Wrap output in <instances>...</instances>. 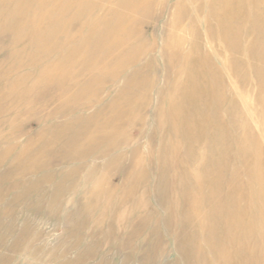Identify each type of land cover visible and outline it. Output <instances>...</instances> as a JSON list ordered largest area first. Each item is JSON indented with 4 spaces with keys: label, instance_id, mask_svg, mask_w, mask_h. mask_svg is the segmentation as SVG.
I'll return each mask as SVG.
<instances>
[{
    "label": "bare ground",
    "instance_id": "6f19581e",
    "mask_svg": "<svg viewBox=\"0 0 264 264\" xmlns=\"http://www.w3.org/2000/svg\"><path fill=\"white\" fill-rule=\"evenodd\" d=\"M168 1L169 0H163V1L162 0H0L1 10H3V9L9 10L8 12L11 11L13 13V15L15 14V16L12 15V17H9L11 15V14H9V16H8L9 18L8 17L6 18L7 14H0V31L4 30L5 28L7 29L8 26H10V28H11L10 32L17 37V38H15V39H17V41L14 44H12V47L10 48V58L12 59V61L13 60L15 61V63H13V65L15 64V66H17L16 60L20 59V62L25 61L24 53H26L28 50L27 49L25 52V48L28 46V43L25 39L28 37L24 38V33L26 32V33L33 34V36L35 38H37L36 42H39V43L42 42V44L45 46V48L55 47L56 43L58 41H60V39H66V44H64V47H63V49H65V51L63 50L64 54L62 53L63 54L62 55L60 53V55H59V53H58L59 50H56L55 53L54 52L52 53L54 56H51V59L53 57H57L58 59L63 58L62 61L60 62L61 65H64V66L70 65L69 67H72V68L74 67L76 70H74V72L72 74L71 73L69 74V72L67 74L71 75V78L74 80L75 83H87L90 80H92L93 79L92 76H94L93 74H91L92 76L91 75L88 76V75H86V72L81 73L80 69L83 68V70L85 71L86 69H88L92 66H95L97 64H102V65L105 64L106 66H108V65L109 66H112V65L113 66H117V65L120 66V64H121L122 67H124V69L129 70L128 72H125V70H123V71H121L122 73H115L114 75H111L110 73H109V75H106V74L103 75L101 77L102 84H100V86L97 87V90L93 93V95L89 94V96L91 95L89 98L90 101L86 102V99H84L85 102L82 101V103L79 102V104L75 105V107L77 109L79 108L81 111V109L87 110L88 108H90L94 104H96L98 106H97V108L95 107L96 109L93 108L94 112L93 113L89 112V113H91V115L86 116L83 119H82V116L81 117L79 116L81 119H76L75 121L72 120L71 123H63L64 125L61 124V125H63V127H61V128H70L71 126H76V127L81 128V129H84L85 131L86 130L102 131L103 134H100V136L98 137V139H96V141L99 140V141L103 142L104 139L106 140L110 137V133L112 131H119L120 129H122L126 125V122L130 123V124H131V122L136 123L134 120L131 119V117L133 116V111L136 112V110H135L136 105L140 101L147 100L152 91L159 89L157 84L153 80L152 83L149 85V91L150 92H146L145 94H142L139 92L141 90L142 86L145 83H147L151 78L149 76V74L145 76L144 70L148 71V69L146 67H152L151 74L158 75V73H157L158 71L156 69L157 67H155L154 61L150 55V53L154 52L157 47H156L155 42H154V38H155L154 36H151L152 37V38H150L151 41H146L147 39L145 40V39H142L141 36H137V30L133 29L132 25L135 24V16L137 14H140L144 17H147L149 15V13H153V11L155 10V7H158V11L160 12V14L164 13V11L167 8L166 3ZM170 1H172L173 6L175 8H177L185 0H170ZM197 1L201 2L200 5H198V13L200 15H202V17H203L202 21L200 22V26L205 24L206 22L208 24V28L205 30H201V32L204 33V35L206 36L207 39H209V36H208V34H209L214 39H216V37L219 36L223 40V42L227 36L228 43L225 45L227 47V51L228 52L230 51V53L227 56H225V59L221 60L218 53H212V54L208 55L207 49L199 50L200 47H196V48H191V49L187 50L183 47V44L185 42L183 44H180V43H176L175 41H171V42H168L167 44H163L161 46V55H165V57H166V60H164L165 61L164 64H167L170 67V76H169L170 78H169V80L171 83H173V86H171V87H169L168 85L166 86L167 87L166 91L171 93L170 99L167 100V104H169V108L166 107L167 108L166 113L168 115H171L173 117L172 119H174L175 121H177L178 119H180L181 121L179 122L180 126L177 125L178 127H176L175 125L174 126L170 125V126H172V129H171V135L173 137L172 140H166V141L163 140L162 141L160 139L162 135H160L158 137V141H159L158 142L159 143L158 149H156V151H154L152 153V157L155 158L157 160V163H158L157 183H156L157 184L156 185L157 190H158V192L161 191V193H163V188H164V184L166 181V179H165L166 173H167V169H168L167 163L165 162L166 159L169 157L168 151H171V152L175 151V150L179 151L181 156L183 155L180 159H182L181 163L184 165V168L182 167L183 169L181 170V175H182V179L186 183L185 189L187 191H189V194H187L188 197L189 196L191 197V195L193 197V198L191 197V205L186 209L187 210L186 213L183 215V217L181 216L182 219L184 218V216H186V218H184L185 221L183 219V222H182L184 235H181V237H179L177 239V243H176L177 245H178V243H179V245H181V247L178 248V252L180 254V258H181L180 261L182 262V264H223L224 262H226L228 260L230 255L232 256V262H236L237 264H244L247 260L250 261V264H264V0H192V1H189V4L187 5V7H185L184 11L180 10V11L176 12L175 18H178L179 20H176L175 18L172 17L169 21V25L173 29H176L177 27H179V25H180L179 21H181L182 19H186L185 15H187V11H186L187 8L188 7L190 9L194 8ZM105 3L109 4V5L107 4L108 7H106L104 5ZM158 4H160V5H158ZM26 10H28V12L31 11L32 16H31V14H29V16L33 17L32 20H34V17H37L36 20H34L33 22L31 21L32 23L29 22L30 19L28 21V12ZM150 10H152V12H150ZM167 10H168V8H167ZM24 11H26V13ZM23 13H25V14H23ZM240 15H242V16H240ZM244 17L250 20V26H247V19H245ZM50 21L51 22L58 21V27L59 28L56 30L55 27H57V26L55 25V23H53V26L55 28L54 31H46L45 29L43 30V25H46L45 23H48V22L50 24ZM59 21H61L60 24H59ZM190 22H192L194 25L196 24V22H194L192 20V17L190 18ZM136 24H137V21H136ZM244 24L246 25V27H248L251 30V32L253 34V40L249 43V45L247 47H241L242 42L244 41V38H245V31L243 30ZM50 27H48V28L51 29ZM48 28H47V30H49ZM74 29L78 31V34H77V31L75 32V34L78 35L77 37L76 36L75 37L70 36V34L72 32H74ZM2 32H4V31H2ZM0 34H1V32H0ZM8 34H9V32L6 35H8ZM75 34H72V35H75ZM15 36H13V39ZM45 36L47 37V39L45 38ZM230 36L232 39L230 38ZM31 38H32V36H31ZM73 43H75L76 46L74 48L72 47L73 49H69L68 45L70 46ZM33 46H34V43H33ZM8 49H9V47H8ZM33 50H34V48H33ZM52 50H54V49H52ZM28 52H31V50L30 51L28 50ZM201 53H203V54L201 55ZM87 54L89 56H87ZM238 54H240L242 60L236 57V55H238ZM33 55L35 56V54H33ZM167 55H168V57H167ZM45 56H47V55L45 54ZM246 57L248 58V61L245 60ZM7 58H9V56H7ZM140 58H149L150 61L148 62L147 66L140 65ZM32 59L33 58H31V61H32ZM40 59H42V58H40ZM10 60H8L9 63L11 62ZM26 60H27V58H26ZM250 61H252L253 63ZM37 62H38V60H37ZM43 63H45V62H43ZM4 64H5V61H4ZM157 64H159V62ZM42 66L41 67L38 66L39 69L42 68ZM64 66H62V67H64ZM12 67H14V66H12ZM230 67H232L231 71H229ZM8 68L6 67V69H8ZM57 68H59V66ZM77 68H80L79 69L80 71ZM9 69H13V68H9ZM21 69H23V64H22ZM32 69H33V67H32ZM66 69L68 70L71 68L67 67ZM66 69H64L63 71H67ZM33 70L35 71V69H33ZM33 70H32V72H33ZM51 70H52V68H51ZM56 71H57V69H56ZM59 71H61V70H59ZM36 72H37V69H36ZM36 72H35V74H37ZM55 72H53V73H55ZM6 73L7 72H5V75H6ZM38 73H39V71H38ZM21 74H23V73H21ZM103 74H104V72H103ZM17 75H19V74L17 73ZM65 75H66V73H65ZM13 76H15V73ZM63 76H62V78H63ZM95 76H97V75H95ZM100 76L101 75H99V77ZM5 77H7V76H5ZM19 77H20V75H19ZM23 78H25V76ZM58 78L60 79V77H58ZM64 78L66 79L67 77H64ZM2 79L3 78L1 77V81H3ZM13 79H14V77H13ZM20 79H22V78H20ZM56 79H57V77H56ZM15 80L18 81V79H15ZM60 80H62V79H60ZM120 80H123V84L121 86H120V82H119ZM6 81H8V80H6ZM48 81H49V79H48ZM41 82H43V81H41ZM51 82H52V80H51ZM54 82H55V80H54ZM178 82L182 84L181 88L177 87L176 84ZM14 83L16 84V81H14L13 84ZM118 83H119V85H117ZM37 84H40V83H37ZM65 84H67V83H65ZM62 85H64V84L62 83ZM62 85H60V86H62ZM74 85H76V84H74ZM97 85H99V84H97ZM20 86H21V83H19V87ZM26 86H27V84H26ZM3 87L5 89V86H3ZM23 87H20L19 91H21L22 90L21 88H23ZM31 87L33 88V86H31ZM12 88H13V86H12ZM81 88H83V87H81ZM92 88H93V86H92ZM16 91H14V92H16ZM26 91L27 90H25V94H26ZM41 91L42 90H40V92ZM124 91H125V94H124L125 97H122V94L124 93ZM11 92H13V91H11ZM14 92H13V94H14ZM37 92H39V90ZM85 92H83V93H85ZM88 92H90V89ZM135 92H136V94H135ZM251 92L256 93V95L252 96L250 94ZM17 93H15V94H17ZM243 93L246 96H248V98L245 101L240 99L243 97ZM13 94H11L10 96H13ZM37 94L38 93H36V95L35 94H33V95L37 96ZM63 94H64V97H65V95L67 97L74 95L72 90L71 91L66 90L63 92ZM82 94H81V96H82ZM85 94L87 95V93H85ZM103 94H106V97L110 96V94H113V95L107 101H105V99H106L105 96L103 99L98 101V97L100 95L102 96ZM128 95L132 96V102H130L131 98H128L129 97ZM53 96H55V95H53ZM8 98L10 99V97H8ZM76 98H75V100L78 99V98L77 99ZM11 99H12V97H11ZM16 99H17V97L14 100L16 101ZM49 99H47V100H49ZM3 100L4 99L2 98V101ZM81 100L82 99H80L79 101H81ZM6 101H10V100H5V102ZM67 101L68 100H65V102L63 104L64 105L63 108L69 107L68 106L69 104ZM91 101H92V103H91ZM23 102H24V100H23ZM74 102H76V101L73 100L72 103H74ZM77 102H78V100H77ZM178 102H180L179 107H177ZM1 103H0V105H1ZM172 103H174V105H171ZM44 104H45V102H44ZM70 104H71V102H70ZM12 105H13V102H12ZM8 106L9 105L7 104V107ZM13 106L15 107V105H13ZM13 106L10 105V107H12V108H13ZM22 106H24V105H22ZM40 106H42V105L40 104ZM253 106H257L258 111H256ZM26 107H28V106H26ZM31 107H32V105H31ZM57 107L58 106L54 107L55 110L57 109ZM147 107H148V105H147ZM69 108L71 109V107H69ZM16 109H18V107L15 108V110ZM55 110H53V111H55ZM55 112H57V110ZM122 113L124 114V115H122L124 118L121 117ZM107 114H109L108 117H106ZM7 115L5 113V115H3V116L4 117L6 116V118H7ZM40 117H42V116L40 115ZM56 117H57V114H56ZM56 117L54 116V118H56ZM114 117H119L120 119L114 118ZM175 117L177 118V120ZM8 118H9V124H11V122H13V121L12 120L10 121V119H11L10 116ZM47 118H48V116H47ZM121 118H123V120H121ZM5 121H6V123L8 122L7 119ZM65 122H67V121H65ZM128 126H129V124H128ZM15 128H17V126ZM44 128H45V126H44ZM58 129H60V126ZM74 129H77V128H74ZM50 130H52V129L50 128ZM160 131L164 132L163 130H160ZM72 132H74V130ZM80 132L78 135L81 134ZM91 132L92 131H90V133ZM106 132H108V133L110 132V133L108 134ZM52 133H54V132H52ZM56 133H58V132H56ZM65 133H67V132H65ZM95 133L97 134V132H95ZM157 133L160 134L159 131ZM96 134H95V136H97ZM66 135L68 136V134H66ZM70 135H72V134H70ZM229 136H230V138H229ZM1 137H2V135H1ZM49 137H52V136L50 135ZM60 137H62V135H60ZM81 137H80V140L84 139V137H82V139H81ZM90 137H91V135H90ZM91 138L93 139V137H91ZM91 138H90V141H92ZM12 139H13V137L11 136L10 133L8 135H6L5 137L1 138V140L4 143L11 142ZM49 139H51V138H49ZM53 139H55V137H53ZM85 139L88 140L89 138H87V136H86ZM57 140H59V139H57ZM78 140L79 139L73 140L74 141L73 143H75V141H78ZM62 141H63V139H62ZM15 142H17V140ZM40 142H41V137H38L36 139V143H34V147H32L33 145L32 146L29 145L25 149H21L19 151V153L17 154V156L13 157V158L16 157V162L14 161L15 164L13 162V164L15 165L13 168H16L20 164L22 166L21 169L23 172H25V173L30 172L31 174L34 172L38 173V171L43 166V164H41V163H44V162H42V161H46L45 158L47 159V156H49L53 152L51 149L47 148L48 146L46 148H44L41 145V147H40V145L38 144ZM68 142H71V141H67L66 143L68 144ZM89 142H88V144H89ZM173 142H175V143L177 142V146L174 145ZM41 143H43V142H41ZM66 143H65V146H66ZM115 143H116V148H118L121 145V143L123 144L124 142H122L121 139L117 138ZM62 144H64V143H62ZM70 144H72V143H70ZM78 144L80 145V146L79 145L78 146L81 147L80 142ZM92 144H93V142H92ZM16 145H15V147H16ZM96 145H99V143ZM105 145H106V143H105ZM5 146L6 145H4L3 147H5ZM10 146L8 145L4 149H2V151L0 153L1 159L2 158L5 159L7 157L12 156V149L14 146L12 145L11 146L12 148ZM50 146H51V144H50ZM78 146L74 145V147H78ZM87 146L88 145H86V148H84L85 146L83 147V149L81 148L82 154L80 152H77V153L73 152V154L69 153L68 155L65 154L66 160L78 161L80 158H82L81 157L82 155L84 156V158H82V159H85V157L88 156L87 153L92 150V149L88 150ZM69 147L70 146H68V148ZM79 147H78V149H79ZM92 147H94L93 149H95V146H90L89 148H92ZM102 147H105V146H102ZM134 147H136V146H134ZM56 148H59V147H56ZM66 148L67 147H65V149ZM97 148H99V147H97ZM123 149H124V145H123ZM72 150H75V149L73 148ZM96 150L98 151V149H95V151ZM140 150H141V147L137 146L135 148V151L133 152L132 157L134 160L137 161V162L135 161V165H138V164L146 165L147 162H145V158L147 155L146 156L140 155ZM92 151H94V150H92ZM56 152H57V150H56ZM103 152L101 151L102 155H106V154H109L110 152H112V149H107V150H104ZM99 153H98V155H99ZM129 153H130V150H129ZM113 154L114 153H112V155ZM149 156L151 157L150 154H148V157ZM177 156H179V155H177ZM117 157H119V156H117ZM123 157H124V155H123ZM60 158H61V156H60ZM92 158H94V157H92ZM129 158H130V156H129ZM90 159L87 161H90ZM109 159H110V157H109ZM47 160L49 161L50 158H48ZM156 160H155V162H156ZM116 161H120V160L114 159L113 161H111L109 163H113V162L115 163ZM1 162H4V161H1ZM63 162H64V160H63ZM69 163H72V162H69ZM85 163L87 164V162H85ZM177 163H178V161H177ZM16 164H18V165H16ZM72 165H73V163H72ZM45 166H46V164H45ZM50 166H52V165H50ZM59 166H65V165L61 164ZM94 166H92V167H94ZM113 166H114V164H108L105 166L104 170L109 171V169H111ZM24 167H26L27 170H25ZM79 167H83V164H82V166H80V164H79ZM99 167H100V165H99ZM190 167H193L194 171L190 170L189 169ZM52 168H51V170H52ZM9 169H10V167H9ZM142 169H143V167H142ZM62 170L64 171V169H62ZM77 170H78V168H77ZM4 171H2V172H4ZM81 171H82V169H81ZM87 171H89V170H87ZM87 171H85V172H87ZM92 171H91V173H92ZM46 172L48 173L49 171H46ZM77 172L72 170L69 173H72L74 176ZM146 172L143 170L140 172V173H142L141 175L143 176L144 179L146 176L148 177ZM8 173L10 175L9 171H8ZM12 173H14V172H12ZM50 173H52V171H50ZM56 173H57V171H56ZM69 173H68V175H69ZM79 173L81 174V172H79ZM55 174H52V175L55 176ZM89 174H90V172H89ZM153 174H156V173H153ZM5 175L8 176L7 174H5ZM16 175H17V173H16ZM90 175L92 176L93 174H90ZM90 175H88V176H90ZM9 177H11V176H9ZM21 177H22V175H21ZM63 177L64 176H62V178ZM65 177H66V175H65ZM58 178H60V177H58ZM58 178L56 177L57 180H58ZM39 179H41V177H39ZM53 179H55V178H53ZM191 180H192V182H191ZM14 181H15V179H14ZM34 181L35 180H33L31 182H34ZM47 181H45V182H47ZM73 181H74V179H73ZM142 181H144V180L141 179V182ZM1 182L2 181H0V183ZM21 182H19V183H21ZM60 182L61 181H59V183ZM70 182H71V180H70ZM141 182H140V184H141ZM50 183H49V185H50ZM14 185H15V182H14ZM67 185H68V183H67ZM75 185H77V184H75ZM225 185H228L229 187H226ZM54 186H55V184H54ZM65 186L63 188H65ZM100 186H101V184H100ZM36 187H38V185ZM59 187H60V185H59ZM13 188L14 187L12 186L11 189L13 190ZM18 188H20V187H16V189H18ZM24 188H23V190H25ZM40 188H41L40 190H42V187H40ZM68 188H70V187H68ZM96 188H97V192H98L100 190V188L99 189H98V187H96ZM2 189H4V187ZM7 189H8V187H7ZM35 189H28V190H32V191L34 190L35 191ZM38 189H39V187H38ZM25 191H27V189ZM57 191L58 190H56V193H58ZM70 191L72 192V190H70ZM94 191H96V190H94ZM21 192H22V190H21ZM50 192H52V191H49V193ZM62 192H64L63 189H62ZM45 193H48V192H45ZM161 193H160V195H161ZM29 194H30V192H29ZM15 195H13V196H15ZM19 195H20V193H19ZM26 195L28 196V194H25V196ZM50 195L52 196L54 194L50 193ZM65 196H62V197L64 198ZM158 196H159V193H158ZM41 197H42V195H41ZM15 198H17V197H15ZM27 198H29V197H27ZM51 198H50V201L49 202L46 201V203L52 202L53 199L51 201ZM53 198L55 199V197H53ZM24 199H26V197ZM39 199H42V198L39 197ZM58 199L59 198H57V201H58ZM103 200H104V198H103ZM103 200H102V202H103ZM108 200H109V198H108ZM37 201H39V200H37ZM102 202H100V203H102ZM110 202H112V201H110ZM161 202L163 203V201H161ZM13 203H15V202L13 201ZM104 203L106 204V201ZM112 204H111V206H112ZM36 205H39V203H37ZM57 205L60 206V204H58V203H57ZM87 205L89 206L90 204H87ZM93 205H94V202H93ZM116 205L117 204H115V206ZM44 207H46V206H44ZM53 207H55V206H53ZM53 207H51V208H53ZM160 207H161V205H160ZM83 208H85V207H83ZM162 208H160V209H162ZM6 215H7V211H6ZM244 217H246L245 221L242 223H239L238 220H242ZM149 221H147L148 224H149ZM146 224H144V225H146ZM142 226H143V224H142ZM146 226H148V225H146ZM141 229H142V227H141ZM145 229H143V230H145ZM118 230H116V231H118ZM154 233H155V231H154ZM114 234H116V233H114ZM194 234L201 235L197 239L196 243H193L192 239L190 238ZM179 235L180 234H178L177 236H179ZM144 238L146 239V237H144ZM144 238H142V239H144ZM153 243L154 244H152V246H153L152 248H153V252H154V250L156 251L160 248V245L157 244L156 241ZM258 248L261 250L260 251V255H261L260 260H256V254H255L256 252L255 251ZM175 249H176V247H175ZM193 249H194V252H196L198 256H196L194 258L182 256L183 253L190 252ZM133 252H135V251H133ZM153 252L151 251V253H153ZM131 254L134 256L133 253H131ZM153 254H155V253H153ZM210 256H211V259L209 258ZM148 258H149V256H148ZM145 259H147V258H145ZM146 262H150V260L146 261ZM150 264H151V262H150Z\"/></svg>",
    "mask_w": 264,
    "mask_h": 264
},
{
    "label": "rangeland",
    "instance_id": "374dc122",
    "mask_svg": "<svg viewBox=\"0 0 264 264\" xmlns=\"http://www.w3.org/2000/svg\"><path fill=\"white\" fill-rule=\"evenodd\" d=\"M189 1H192V0H185L177 8H175L172 4V1L169 0L166 3L168 10L166 8L164 13H162V14H160V12L158 11V7H155V10L153 11V13H149V15L147 17H144L140 14H137L135 16V24L132 25V28L137 30V36H141L142 39H145V40L147 39L146 41H151L150 40V38H152L151 36H154L155 37L154 42H155L156 47L158 48V49L156 48L154 52L150 53V55L154 61V65H155V67H157L156 69L158 71L157 72L158 75L151 74L152 67H146L148 69V71L144 70L145 76L149 74V76L151 78L147 83H145L142 86V88L139 92L142 94H145L146 92H150L149 91V85L152 83L153 80L155 81V83L157 84L159 89L152 91L147 100L140 101L136 105V108H135L136 112L133 111V116L131 117V119L134 120L136 123L131 122V124H130V123L126 122V125L122 129H120L119 131H112L111 133L109 132L110 137L106 140L104 139L103 142H101L99 140L96 141V139H98L100 134H103L102 131H99V130H86L85 131L84 129H81V128L76 127V126H71L70 128H61V127H63V125H64L63 123H71L72 120L75 121L76 119H81L80 118L81 116L83 119L84 117L91 115V113H89V112H92V113L94 112V109H96L98 106L96 104H94L92 107L88 108L87 110L81 109V111L79 108L77 109L75 107V105L79 104V102L82 103V101L85 102L84 99H86V102L90 101L89 100L90 96L93 95V93L97 90V87H99L100 84H102L101 77L103 75H105V74L109 75V73L111 75H114L115 73H122L121 71H123V70H125V72H128L129 70L124 69V67H122L121 64H120V66L119 65H117V66H113V65L112 66H109V65L106 66L105 64H103V65L97 64L98 66L97 65L92 66V67L86 69L85 71L83 70V68L82 69L77 68L78 70L79 69L81 70V71L79 70L81 73L86 72V75L89 76V75L93 74L94 76L91 75L93 77V79L87 83H75L74 80L71 78V75H69V74L70 73L72 74L74 72V70H76V69L74 67L73 68L69 67L70 65H68V66L67 65L66 66L61 65L60 62L62 61L63 58L58 59L57 57H53L51 59V56H54L52 53L53 52L55 53L56 50L60 51V52L58 51L59 55H60V53L64 54L65 49H63V47H64V44H66V39H60V41H58L56 43L55 47L45 48V46L42 44V42L41 43L36 42L37 38H35L33 36V34L26 33V32L24 33V38L28 37V38H25L27 43H28V46L25 48V52L27 49L29 51L31 50V52H28V50H27V52L24 53L26 62L25 61L20 62V59L16 60L17 66H15V64L13 65V63H15V61L14 60L12 61V59L10 58V48L12 47V44H14L17 41V39H15L17 37L10 32L11 28H10V26H8L9 24L7 25L8 28L7 29L5 28L6 30L5 29L2 30L4 32L0 31L1 32V34H0V53H1L0 54V73H1L0 74V82H1L0 83V100H1L0 103L2 102L0 105V137H1V135H2V137H5L6 135H8L10 133L11 136L13 137L12 140L14 141L13 142L11 140V142L4 143L1 140L2 137L0 138V148H1L0 153H1L2 149L7 147L8 145L14 146L12 149V156L7 157L5 159L2 158L3 160L0 158V169H1L0 175L4 178L3 179L0 176V181H2L0 183V192H1L0 193L1 194L0 195V264H123V263L124 264H150V262H151V264H182V262L180 261V259H181L180 254L178 252V248H180L181 245H179V243L177 245L176 243H177V239L179 237H181V235H184L182 222H183V219L186 218V216H184L183 219H182V217L186 213V211H187L186 209L191 205V197H192V195H191V197L190 196L188 197L187 194H189V191H187L185 189L186 183L182 179V175H181V170L184 168V165L181 163L182 159H180V158L183 155L181 156V154L177 150L172 151V152L168 151L169 157L168 158L166 157L167 159L165 161L167 163L168 169H167V173H166V178H165L166 181L164 184L163 193H161V191L158 192V190H157V186H156L157 184L156 183H157L158 163H157V160L152 157V153L154 151H156V149H158V146H159L158 137L160 135H162L160 138L162 141L163 140H165V141L166 140H172L173 139V137L171 135L172 126H174V125L176 127L180 126L179 122L181 121L180 119L177 120L176 117L175 118L177 121H175L174 119H172L173 117L171 115H168L166 113V109L169 108V104H167V100H169L170 96H171V93L166 91V88H167L166 86L168 85L169 87H171V86H173V83H171L169 80V78H170L169 77L170 76V67L167 64H164V62H165L164 60H166V57H165V55H161V46L163 44H167L168 42H171V41H175L176 43H180V44H183L185 42L183 44V47L185 49L188 50V49L196 48V47H200L199 50L207 49L208 55L212 54V53H218L221 60L225 59V56H227L230 53V51L229 52L227 51V47L225 45L228 43L227 36L223 42V40L219 36H217L216 39H214L209 34H208L209 39H207L206 36L204 35V33L201 32V30H205L208 28L207 22L200 26V22L202 21L203 17H202V15H200L198 13V5H200L201 2L197 1L196 5L192 9H190L189 7L187 8V10H186L187 15H185L186 19H182L181 21H179L180 22L179 27H177L176 29H173L169 25L170 19L172 17L173 18L176 17L177 11H180V10L184 11L185 7H187V5L189 4ZM107 4L108 3H105L104 5L106 7H108L109 4L108 5ZM158 5H160V4H158ZM3 10H1V8H0V14H7L6 18L9 16V14H11L9 17H12L13 13L11 11H10L11 12L10 13V12H8L9 10H4V11ZM26 11L28 12V10H26ZM26 11H24V12L26 13ZM150 12H152V10H150ZM25 13H23V14H25ZM29 14H31V11L28 12V21L30 19L29 22L32 23L34 20L37 19V17H34V20H32L33 19V17H31L32 14H31V16H29ZM13 16H15V14ZM240 16H242V15H240ZM191 17H192V20L194 22H196L195 25L192 22H190ZM175 19L179 20L178 18H175ZM245 19H247V18H245ZM136 21H137V24H136ZM53 23H55V25L57 26V27H55L57 30L59 28L58 27V21H53V22L50 21V24H49V22L45 23L46 25H43V30L45 29L46 31H54L55 28L53 26ZM60 23H61V21H59V24ZM247 26H250V20L249 19H247ZM48 27H50L51 29H49ZM47 28L49 30H47ZM243 30L245 31V38H244V41L242 42L241 47H247L249 45V43L253 40V34H252L251 30L248 27H246L245 24L243 25ZM76 31L77 30L74 29V32H72L70 34V36H72V37L76 36L77 37L78 31H77V34H75ZM8 32H9V34H8L9 36L6 35ZM72 34H75V35H72ZM13 36H15L14 39H13ZM31 36H32V38H31ZM45 38L47 39L46 36H45ZM230 38H231V36H230ZM33 43H34V46H33ZM75 46H76L75 43H73L70 46L68 45L69 49H73ZM8 47H9V49H8ZM33 48H34V50H33ZM52 49H54V50H52ZM203 53H201V55ZM33 54H35V56ZM45 54L47 56H45ZM7 56H9V58H7ZM87 56H89V55L87 54ZM167 57H168V55H167ZM236 57L241 59L240 54L236 55ZM26 58H27V60H26ZM31 58H33L32 61H31ZM40 58H42V59H40ZM8 60H10L11 62L9 63ZM37 60H38V62H37ZM245 60L248 61V58L246 57ZM4 61H5V64H4ZM149 61H150L149 58H140V65L147 66ZM43 62H45V63H43ZM158 62H159V64H157ZM250 62H252V61H250ZM22 64H23L24 70L21 69ZM57 65L59 66L60 69L57 68L58 67ZM12 66H14V67H12ZM38 66L39 67L42 66V68L39 69ZM62 66H64V67H62ZM6 67L7 68L8 67L13 68V69H9V68L6 69ZM32 67H33V69H35V71L32 69ZM67 67L71 68L72 70L71 69L67 70L66 69ZM51 68H52V70H51ZM31 69L33 70V72ZM36 69H37V72H36ZM56 69H57V71H56ZM64 69H66L67 71H63ZM59 70H61L62 72ZM231 70H232V67L229 68V71H231ZM19 71L23 74H21ZM38 71H39V73H38ZM5 72H7L6 75H5ZM35 72L37 74H35ZM53 72H55V73H53ZM68 72H69V74H67ZM103 72H104V74H103ZM14 73H15V76H13ZM17 73L20 75V77H19V75H17ZM65 73H66V75H65ZM61 75L62 76L64 75L63 78L67 77L66 79L64 78L66 81L62 78ZM95 75H97L98 77ZM99 75H101V76L99 77ZM5 76H7L8 78ZM24 76H25V78H23ZM1 77L3 78L2 79L3 81H1ZM13 77H14V79H13ZM56 77H57V79H56ZM58 77H60V79H62V80H60ZM20 78H22V79H20ZM15 79H18V81ZM48 79H49V81H48ZM6 80H8V81H6ZM51 80H52V82H51ZM54 80H55V82H54ZM14 81H16V84L14 83L15 85L13 84ZM41 81H43V82H41ZM119 82H120V86H121L123 84V80H120ZM19 83H21L20 87H23V86L25 87V88L24 87L21 88L23 90V91L21 90L22 92L19 91L20 90ZM37 83H40V84H37ZM62 83L64 85H62ZM65 83H67V84H65ZM26 84H27V86H26ZM70 84L71 85L73 84V85L71 86ZM74 84H76V85H74ZM97 84H99V85H97ZM60 85H62V86H60ZM117 85H119V83ZM176 85L178 88L182 87V84L179 82ZM3 86H5V89ZM12 86L14 89L12 88ZM31 86H33V88ZM92 86H93V88H92ZM81 87H83V88H81ZM24 89L27 90L29 93L26 91V94H25ZM89 89H90L91 93L88 92ZM38 90H39V92H40V90H42V91L39 93V92H37ZM66 90L67 91L72 90L74 95L69 96V97H67L65 95V97H64L63 92ZM9 91L10 92L16 91V92H14V94H13V92L10 93ZM83 92L87 93V95ZM15 93H17V94H15ZM36 93H38L37 96H35ZM11 94H13V96H10ZM33 94H35V95H33ZM81 94H82V96H81ZM89 94H91V95L89 96ZM124 94H125V91L122 94V97H125ZM135 94H136V92H135ZM250 94L252 96L256 95V93H254V92H251ZM53 95H55V96H53ZM112 95L113 94H110V96H107V97H106V94H103L102 95L103 97L100 95L98 97V101L103 99L104 96L106 97L105 101H107L109 98L112 97ZM8 97H10V99ZM11 97H12V99H11ZM14 97L15 98L17 97L16 101L14 100L15 99ZM2 98L4 99L3 101H2ZM75 98L78 100V102H77V100H75ZM128 98H131L130 102H132V96H129ZM247 98H248V96H246L243 93V97L240 99L245 101ZM47 99H49L50 101ZM80 99H82V100L79 101ZM5 100H10L11 102L10 101L5 102ZM23 100H24V102H23ZM65 100H68L67 101L69 104L68 106L71 107V109L69 107L63 108V106H64L63 104H64ZM73 100L76 102L72 103ZM12 102H13V105H15V107L12 105ZM44 102H45V104H44ZM70 102H71V104H70ZM91 103H92V101H91ZM7 104L9 105L8 107H7ZM40 104L42 106H40ZM179 104H180V102H178L177 107L180 106ZM10 105L13 106V108L10 107ZM22 105H24V106H22ZM31 105H32V107H31ZM147 105H148V107H147ZM171 105H174V103H172ZM26 106H28V107H26ZM56 106H58L56 109L57 112H55L56 110L54 108ZM17 107H18V109L15 110V108H17ZM253 107L256 111H258L257 106H253ZM53 110H55V111H53ZM5 113H6V115L8 114L7 118H6V116L5 117L3 116V115H5ZM56 114H57V117H56ZM40 115L43 118L40 117ZM108 115L109 114H107L106 117H108ZM122 115H124V114L122 113L121 117H123ZM9 116L11 118L10 121L11 120L13 121V122H11V124H9V118H8ZM47 116H48V118H47ZM54 116L56 118H54ZM119 117H114V118L120 119ZM123 118H121V120H123ZM4 119L5 120L7 119L8 122L6 123V121ZM65 121H67V122H65ZM61 124H63V125H61ZM128 124H129V126H128ZM170 125H172V126H170ZM16 126H17V128H15ZM44 126H45V128H44ZM59 126H60V129H58ZM73 127L77 128V129H74ZM50 128L52 130H50ZM73 130H74V132H72ZM160 130H163L164 132H161ZM55 131L58 133H56ZM90 131H92V132L90 133ZM158 131L160 132V134L157 133ZM52 132H54V133H52ZM65 132H67V133H65ZM79 132L81 133L80 135H78ZM95 132H97V134ZM106 133H108V132H106ZM64 134L65 135L68 134V136L67 135L65 136ZM70 134H72V135H70ZM95 134L97 136H95ZM50 135L52 137H49ZM60 135H62V137H60ZM90 135H91V137H93V139L90 137ZM81 136L84 137V139H82ZM86 136H87V138H89L88 140L85 139ZM38 137H41V142H43V143H41V142L38 143L40 145V147H41V145L44 148H46L48 146L47 148L51 149L53 151L49 156H47V159L50 158L49 161L46 158H45V160L47 162L42 161L44 163H41V164H43V166L41 167V169L39 168L40 169L38 171L39 174L36 172H34L32 174L30 172H26V173L23 172L21 169L22 166L20 164L19 165L16 164L18 166L16 168H13L15 166L14 164L16 162V157L15 158H13V157L17 156V154L19 153V151L21 149H25L29 145H31V146L33 145L32 147H34V143H36V139ZM48 137L51 139H49ZM53 137H55V139H53ZM80 137L82 140H80ZM90 138L92 139V141H90ZM117 138L121 139L122 142H124L123 144L121 143V145L118 148H116V143H115ZM229 138H230V136H229ZM57 139H59V140H57ZM62 139H63V141H62ZM72 139L73 140L79 139V140L75 141V143H73L74 141ZM16 140H17V142H15ZM67 141H71V142H68V144H67L66 143ZM77 142L78 143L80 142L81 147H79L80 145ZM88 142L90 145L88 144ZM92 142L94 145L92 144ZM62 143H64V144H62ZM65 143H66V146H65ZM70 143H72V144H70ZM98 143H99V145H96ZM105 143H106V145H105ZM14 144L15 145L17 144L16 147ZM50 144H51V146H50ZM173 144L177 146V142L176 143L173 142ZM4 145H6V146L3 147ZM74 145L75 146L79 145L78 147L80 150L78 149V147H74ZM86 145H88L87 146L88 150L92 149L94 151H92V150L89 151L87 153L88 156H86L85 159H82V158H84V156L82 155L81 156L82 158H80L78 161L66 160L65 154L66 155H68L69 153L73 154V152H76V153L80 152L82 154V149L84 146H85L84 148H86ZM123 145H124V149H123ZM68 146H70L69 148L71 150L68 148ZM90 146H95V149H98V151L97 150L95 151V149H93L94 147L89 148ZM102 146H105V147H102ZM134 146L141 147L140 155H144V156L147 155L146 158L148 157V154L151 155V157L149 156L147 159L145 158V162H147L146 165H140V164L135 165L136 160H134L132 157L133 152L135 151V148H136ZM56 147H59V148H56ZM65 147H67V148L65 149ZM97 147H99V148H97ZM73 148L75 150H72ZM107 149H112V152H110L109 154H106V155H102L101 151L103 152L104 150H107ZM56 150H57V152H56ZM129 150H130V153H129ZM174 152L179 156H177ZM98 153H99V155H98ZM112 153H114V154L112 155ZM90 155L91 156L93 155L92 157H94V158H92ZM123 155H124V157H123ZM60 156H61V158H60ZM117 156H119V157L121 156V157L119 158ZM129 156H130V158H129ZM109 157H110V159H109ZM89 159H90V161L91 160L92 161L91 162L87 161ZM114 159H118L120 161H116L115 163L114 162L109 163V162L113 161ZM63 160H64V162H63ZM155 160H156V162H155ZM1 161H4V162H1ZM177 161H178V163H177ZM13 162H14V164H13ZM69 162H72L73 165H72V163H69ZM85 162H87V164ZM45 164H46V166H45ZM58 164L59 165H61V164L65 165L66 167L65 166H59ZM79 164H80V166H82V164H83V167H79ZM108 164H114V166L111 169H109V171L104 170L105 166ZM50 165H52V166H50ZM99 165H100V167H99ZM92 166H94V167H92ZM9 167H10V169H9ZM142 167H143V169H142ZM51 168H52V170H51ZM77 168H78V170H77ZM24 169L27 170L26 167H24ZM62 169H64V171ZM81 169H82V171H81ZM189 169L194 171L193 167H190ZM7 170L10 172V175H9ZM72 170H74L76 172L78 171V172L73 176L72 173H69ZM87 170H89V171H87ZM142 170L145 172L147 171L146 174L148 175V177L146 176L145 179L141 175L142 173H140ZM2 171H4V172H2ZM46 171H49L48 172L49 174ZM50 171H52V173H50ZM56 171H57V173H56ZM85 171H87V172H85ZM91 171H92V173H91ZM12 172H14V173H12ZM15 172L17 173V175ZM79 172H81V174ZM89 172H90V174H93L95 177L93 175L91 176L89 174ZM68 173H69V175H68ZM153 173H156V174H153ZM5 174H7L8 176H6ZM52 174H55V176H53ZM21 175H22V177H21ZM65 175H66V177H65ZM88 175H90V176H88ZM9 176H11V177H9ZM62 176H64L65 178L64 177L62 178ZM39 177H41V179H39ZM52 177L55 179H53ZM56 177L57 178L60 177V178H58V180H57ZM14 179H15V181H14ZM73 179H74V181H73ZM141 179H143L144 181L141 182ZM12 180L15 182V185H14V182ZM33 180H35V181L31 182ZM70 180H71V182H70ZM45 181H47V182H45ZM59 181H61V182L59 183ZM19 182H21L22 184ZM26 182L27 183L29 182V183L27 184ZM66 182L68 183V185ZM140 182H141V184H140ZM191 182H192V180H191ZM35 183L38 185L39 189H38V187H36L37 185ZM49 183H50V185H49ZM30 184L31 185L33 184L34 186L33 185L31 186ZM54 184H55V186H54ZM58 184L60 185V187ZM75 184H77V185H75ZM100 184H101V186H100ZM63 185L64 186L66 185L65 188H63L64 187ZM12 186L14 187L13 190L11 189ZM225 186L229 187L228 185H225ZM3 187H4V189H2ZM7 187H8V189H7ZM16 187H20V188L16 189ZM22 187L23 188L25 187L24 189L25 190L27 189V191L23 190ZM40 187H42V190H40L41 189ZM68 187H70L71 189ZM96 187H98V189L100 188L101 191L99 190L97 192ZM28 189H35V191L34 190L33 191L28 190ZM62 189L64 192H62ZM69 189L72 190V192ZM21 190H22V192H21ZM48 190L52 191L50 193L55 195V196L52 195L53 197H55V199L50 195ZM56 190H58L57 191L58 193H56ZM94 190H96V191H94ZM28 191L30 192V194ZM45 192H48L49 194L45 193ZM19 193L23 198L19 195ZM158 193H159V196H158ZM160 193H161V195H160ZM25 194H28V196L27 195L25 196ZM13 195H15V196H13ZM41 195H42V197H41ZM62 196H65V197L63 198ZM15 197H17L18 199ZM25 197H26V199H24ZM27 197H29V198H27ZM39 197L42 199H39ZM50 198H51V201H52V199H53V201L50 203H46V201L47 202L50 201ZM57 198H59L58 201H57ZM103 198L106 201V204L104 203L105 201L103 200ZM108 198H109V200H108ZM37 200H39V201H37ZM102 200H103V202H102ZM13 201L15 203H13ZM110 201H112V202H110ZM161 201H163V203ZM93 202H94V205H93ZM100 202H102V203H100ZM37 203H39V205H36ZM57 203L60 204V206L57 205ZM87 204H90V205L88 206ZM111 204L113 207L111 206ZM115 204H117V205L115 206ZM160 205H161V207H160ZM44 206H46V207H44ZM53 206H55V207H53ZM51 207H53V208H51ZM83 207H85V208H83ZM160 208H162L163 210ZM6 211H7V215H6ZM245 219H246V217H244L242 220H238V222L242 223L245 221ZM147 221H149V224ZM184 221H185V219H184ZM142 224H143V226H142ZM144 224H146L148 226H146ZM141 227H142V229H141ZM115 229L116 230L119 229V230L116 231ZM143 229H145V230H143ZM154 231H155V233H154ZM114 233H116V234H114ZM178 234H180V235L177 236ZM200 236L201 235L194 234L190 238L192 239L193 243H196L197 239ZM144 237H146V239ZM142 238H144V239H142ZM155 241L157 244L160 245V248L156 251L154 250V252H153L152 244H154L153 242H155ZM175 247H176V249H175ZM150 250L155 254L151 253ZM133 251H135V252H133ZM260 251L261 250L259 248L256 249V251H255L256 252L255 253L256 254V260H260V258H261ZM131 253H133L134 256ZM148 256H149V258H148ZM182 256L194 258L198 255L196 252H194V249H193L190 252L183 253ZM145 258H147V259H145ZM209 258L211 259V256ZM149 260H150V262H146ZM223 264H237V263L232 262V256L230 255L228 260L226 262H224ZM244 264H250V261L247 260Z\"/></svg>",
    "mask_w": 264,
    "mask_h": 264
}]
</instances>
